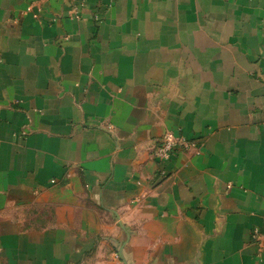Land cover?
<instances>
[{
  "label": "crops",
  "instance_id": "1",
  "mask_svg": "<svg viewBox=\"0 0 264 264\" xmlns=\"http://www.w3.org/2000/svg\"><path fill=\"white\" fill-rule=\"evenodd\" d=\"M80 16L0 0V264H264V0Z\"/></svg>",
  "mask_w": 264,
  "mask_h": 264
},
{
  "label": "built area",
  "instance_id": "2",
  "mask_svg": "<svg viewBox=\"0 0 264 264\" xmlns=\"http://www.w3.org/2000/svg\"><path fill=\"white\" fill-rule=\"evenodd\" d=\"M64 1L70 7L71 19L79 21L81 17L80 12L85 9L87 0ZM190 150H193L196 154H199L198 143L195 141L187 140L181 135L167 133L162 136V138L155 146L152 152V157L155 162L162 163L168 161L177 152H188ZM257 237L258 234L253 233L252 239L257 240Z\"/></svg>",
  "mask_w": 264,
  "mask_h": 264
},
{
  "label": "rangeland",
  "instance_id": "3",
  "mask_svg": "<svg viewBox=\"0 0 264 264\" xmlns=\"http://www.w3.org/2000/svg\"><path fill=\"white\" fill-rule=\"evenodd\" d=\"M43 216H45V220H40V219H35V221H29L28 223H29V225L31 226V225H34V224H36V225H41V224H43L44 222H46V224L48 223V221H49V219L50 220H52V222L54 221H56L57 222V219L58 218H60L58 215H55V213H54V210H52V209H47V210H45L44 211V214H43ZM60 216H61V218H63V219H65V218H69L70 216H71V212H70V210L69 209H61L60 210ZM41 218V217H40ZM48 225V224H47ZM46 225V226H47ZM39 227V226H38Z\"/></svg>",
  "mask_w": 264,
  "mask_h": 264
},
{
  "label": "water",
  "instance_id": "4",
  "mask_svg": "<svg viewBox=\"0 0 264 264\" xmlns=\"http://www.w3.org/2000/svg\"><path fill=\"white\" fill-rule=\"evenodd\" d=\"M122 259V261L125 263V264H127L126 262H125V260H123V258H121Z\"/></svg>",
  "mask_w": 264,
  "mask_h": 264
}]
</instances>
